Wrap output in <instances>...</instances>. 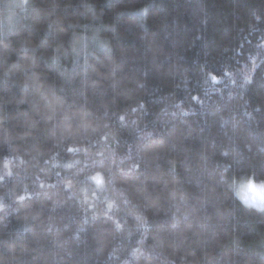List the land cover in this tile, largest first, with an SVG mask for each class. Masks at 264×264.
<instances>
[{"label": "clouds", "instance_id": "clouds-1", "mask_svg": "<svg viewBox=\"0 0 264 264\" xmlns=\"http://www.w3.org/2000/svg\"><path fill=\"white\" fill-rule=\"evenodd\" d=\"M70 7L0 0V264H227L219 253L242 244L230 220L264 224V129L254 140L223 114L198 130L196 105L215 115L236 96L212 100L221 77L205 74L201 97L175 63L194 103L152 100L96 0H81L83 19L66 21Z\"/></svg>", "mask_w": 264, "mask_h": 264}, {"label": "trees", "instance_id": "trees-1", "mask_svg": "<svg viewBox=\"0 0 264 264\" xmlns=\"http://www.w3.org/2000/svg\"><path fill=\"white\" fill-rule=\"evenodd\" d=\"M63 2L71 5L65 14L66 21L83 19L81 0ZM96 3L98 10H102L103 21L114 25L121 36L117 51L127 59L129 75L147 73L152 100L172 94L186 98V103H194L192 94L174 87L180 77L174 79L167 74L175 63L195 85L192 93L201 97L204 75L221 77V82L213 86L219 91L211 93L212 100H218L221 94L226 96L229 91L236 93L235 98L221 105L215 115L211 114L216 110L211 100L203 112L196 105L197 114L188 119L208 134L219 115L235 114L246 121L252 139L258 140L257 133L264 129V50L258 47L264 44V22H254L252 18L254 13L264 15V0H96ZM142 5L148 6L146 18L131 15V10ZM120 11L124 14L117 17ZM257 52L261 55L256 56ZM253 61L259 67H254ZM225 73L234 74L235 80ZM245 76L251 83L241 88ZM158 106L150 102V107ZM224 141L233 148L243 147L242 143H232L227 138ZM229 228L241 236L242 244L219 253L227 264H264L261 243L264 224L241 213L230 220Z\"/></svg>", "mask_w": 264, "mask_h": 264}]
</instances>
